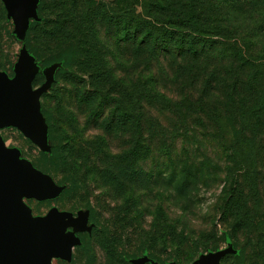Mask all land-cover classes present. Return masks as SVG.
Returning a JSON list of instances; mask_svg holds the SVG:
<instances>
[{
    "label": "trees",
    "instance_id": "obj_1",
    "mask_svg": "<svg viewBox=\"0 0 264 264\" xmlns=\"http://www.w3.org/2000/svg\"><path fill=\"white\" fill-rule=\"evenodd\" d=\"M108 1L107 6L92 0H51L49 6L40 0L39 21L30 24L25 38L27 50L41 66L60 65L40 112L51 146L47 163L66 183L60 198L86 209L92 225L81 234L72 260L93 264L89 248L95 237L106 264H129L138 247L136 253L128 249L132 244L119 250L121 243L130 241L127 233L150 236L134 208L143 197L136 191L155 185L157 179L155 170L144 168L156 147L146 111L153 104L176 103L160 92L154 70L148 71L149 78L123 71L126 63L143 59L147 66L173 68L172 76L187 82L185 100H194L205 119H218L223 128L234 131L221 142L224 185L217 209L228 235L241 234L244 243L226 260L264 264V58L256 61L237 43L221 39L226 32L221 27L224 10L231 14L241 1L264 6V0ZM0 9L6 16L2 2ZM101 27L109 34L112 50L99 39ZM3 30L0 20V44ZM113 50L129 52V59L118 60L120 70L112 65L113 55L109 58ZM202 60L235 63L250 72L220 76L208 72ZM185 159L180 192L212 177L193 167L189 156ZM169 165L173 168L175 162L169 160ZM106 200L115 206L109 208ZM164 213L156 206L151 225V234L160 239L162 233L175 231L172 225L166 227Z\"/></svg>",
    "mask_w": 264,
    "mask_h": 264
},
{
    "label": "rangeland",
    "instance_id": "obj_2",
    "mask_svg": "<svg viewBox=\"0 0 264 264\" xmlns=\"http://www.w3.org/2000/svg\"><path fill=\"white\" fill-rule=\"evenodd\" d=\"M46 1L50 6L51 0ZM92 1L109 4L108 0ZM1 2L6 16L0 9L4 28L0 44L3 62L0 68V232L3 231L25 264H75L72 258L80 236L91 231L92 225L86 209L75 200L60 198L66 183L61 176L52 174L47 163L51 146L40 112L44 95H48L55 83L60 65L41 66L25 46L30 24L39 21L40 0H9L7 5ZM254 6L252 2L241 1L231 14L224 10L221 27L226 32L221 39L225 44L237 43L246 56L259 61L264 58V6ZM99 39L112 50L104 27L100 29ZM111 56L112 65L120 70L118 60L129 59V52L113 50ZM200 64L220 76L226 72L239 75L250 72L236 67L235 63L215 65L202 60ZM125 66L123 71L143 78H149L148 71L154 70L161 80L160 92L176 104H153L146 111V125L152 127L157 149L144 168L155 170L157 179L155 185L136 191L143 197L134 208L139 214V223L150 236L137 232L131 236L129 231V243H121L119 250L124 252L132 244L128 249L136 253L135 246L138 247L129 264H230L227 258L238 254L244 239L241 234L228 235L217 207L224 185L221 142L229 140L234 131L223 128L218 119H205L194 100L189 101L191 104L185 100L187 82L172 76L173 68L161 64L159 69L156 63L147 66L143 59ZM76 113L80 117L84 114L77 110ZM187 156L193 167L212 177L206 182L200 180L196 185H187L180 192L177 187ZM169 160L175 162L173 168ZM110 194L121 195L120 192ZM106 203L109 208L115 206L111 200ZM156 206L165 212L166 227H175L172 233H162L161 239L156 233L151 234ZM98 213L107 216L104 212ZM89 252L93 264H106V255L95 237L91 239Z\"/></svg>",
    "mask_w": 264,
    "mask_h": 264
},
{
    "label": "water",
    "instance_id": "obj_3",
    "mask_svg": "<svg viewBox=\"0 0 264 264\" xmlns=\"http://www.w3.org/2000/svg\"><path fill=\"white\" fill-rule=\"evenodd\" d=\"M2 231V230H1ZM5 234L0 232V247L8 249V258L7 262L5 261H0V264H25L22 259L20 260L19 257L17 256V253L15 252L13 244L8 242L6 239ZM9 240V239H8ZM26 248V247H24ZM17 251V250H16Z\"/></svg>",
    "mask_w": 264,
    "mask_h": 264
},
{
    "label": "bare ground",
    "instance_id": "obj_4",
    "mask_svg": "<svg viewBox=\"0 0 264 264\" xmlns=\"http://www.w3.org/2000/svg\"><path fill=\"white\" fill-rule=\"evenodd\" d=\"M8 258V249L0 247V261L7 262Z\"/></svg>",
    "mask_w": 264,
    "mask_h": 264
},
{
    "label": "crops",
    "instance_id": "obj_5",
    "mask_svg": "<svg viewBox=\"0 0 264 264\" xmlns=\"http://www.w3.org/2000/svg\"><path fill=\"white\" fill-rule=\"evenodd\" d=\"M5 5H7V3L9 2V0H3Z\"/></svg>",
    "mask_w": 264,
    "mask_h": 264
}]
</instances>
